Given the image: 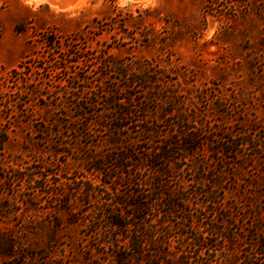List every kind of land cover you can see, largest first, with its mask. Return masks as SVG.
<instances>
[{
	"label": "rangeland",
	"instance_id": "obj_1",
	"mask_svg": "<svg viewBox=\"0 0 264 264\" xmlns=\"http://www.w3.org/2000/svg\"><path fill=\"white\" fill-rule=\"evenodd\" d=\"M50 1L62 9L38 0H0V94L5 85L11 86L12 70L25 72L11 89L14 104L6 114L0 95V131L5 129L7 114L12 124L0 152V264H95L87 254L85 228L69 225L63 214L54 213L35 182L37 168L43 164L59 171L50 152L51 139L44 144L36 139L41 119L54 118L50 107L56 97L65 99L62 112L70 116L76 114L77 104L90 97L102 108L100 97L107 87L126 85L116 69L124 70L130 82L140 77L141 68L152 83L140 86L152 90L144 93L137 85L130 92L145 101L157 97L156 109L173 110L176 107L169 103L183 100L188 117L202 120L207 132L230 137L256 128L250 131L255 143L258 136L264 137V0ZM92 129L95 141L106 134L98 127ZM62 141L60 150L69 154L60 157L68 163L63 171L80 170L81 161L73 158L85 153L83 139L69 134ZM245 154L249 155L248 148ZM203 162L208 174L185 177L219 179L225 201L235 204L238 199L240 206L225 217L231 215L232 229L249 238L246 235L253 233L258 217L264 225V199H259L258 215L249 205L252 186L264 178V149L258 158L245 156L233 167L207 156ZM168 180L171 188L183 187L190 208L211 189L207 181L197 185ZM233 180L236 187L229 184ZM194 189L201 194L192 196ZM93 215L101 213L94 209ZM55 218L61 224L58 228ZM207 218L206 222L222 220L218 213H207ZM235 239L240 245V239Z\"/></svg>",
	"mask_w": 264,
	"mask_h": 264
},
{
	"label": "trees",
	"instance_id": "obj_2",
	"mask_svg": "<svg viewBox=\"0 0 264 264\" xmlns=\"http://www.w3.org/2000/svg\"><path fill=\"white\" fill-rule=\"evenodd\" d=\"M139 70L140 77L127 82L126 72L116 69L115 73L126 85L107 87L100 97L104 98L100 103L102 108L90 97L85 103L77 104L76 114L70 116L62 112L66 108L65 99L61 96L54 99L50 107L54 118L41 119L43 124L36 130V139L43 144L51 139L50 152L59 171L52 172L47 164L37 168L39 178L35 182L41 195L51 201L54 213L65 216L67 224L85 228L87 254L94 257L95 264H264L263 219L258 217L260 223L256 220L253 233L246 235L249 238L239 236L229 222L233 217H225L226 212L240 207L238 199L235 204L225 201V188H221L219 179L185 177V174L192 177L191 173L198 176L209 173L204 167V156L215 162L228 161L231 167L245 156L249 160L258 158L264 149V137L258 136V144L255 143L250 131L256 128L230 137L207 132L202 120L197 122L196 118L188 117L183 100L177 105L169 103L176 109L180 106L178 110L156 109L157 97L145 101L130 92L137 85L152 83L150 76ZM22 74L25 72L12 70L11 86L5 85L0 94L5 114L14 104L11 89L16 88ZM141 89L144 93L152 90L144 86ZM10 119L7 114L5 125L9 128L4 125L5 129L0 131V152L7 143ZM80 119L82 122L77 124ZM92 127L100 128L99 132L106 133L105 136L93 140ZM69 134L83 139L86 149L79 158H73L81 161L76 172L63 171L68 163L60 161V157L69 155L60 150L64 145L62 140ZM239 137L243 139L240 141ZM246 148L249 155L245 154ZM16 171L13 174L17 177L19 171ZM168 178H176L181 184L184 180L197 185L207 181L211 189L203 192V200H197L194 208H190L183 187L171 188ZM261 183L264 186V178L249 193L253 197L249 205L254 207L256 215L262 210L259 199H264ZM229 184L236 187L237 182L233 180ZM66 185L71 189L61 192L56 189ZM219 189H223L220 195ZM191 193L201 194L197 189ZM83 206L87 208L82 209ZM94 209L101 215H93ZM207 213H218L222 220L206 222ZM54 223L57 228L61 225L56 218ZM174 230L176 236L171 237ZM236 237L242 246L236 243Z\"/></svg>",
	"mask_w": 264,
	"mask_h": 264
},
{
	"label": "bare ground",
	"instance_id": "obj_3",
	"mask_svg": "<svg viewBox=\"0 0 264 264\" xmlns=\"http://www.w3.org/2000/svg\"><path fill=\"white\" fill-rule=\"evenodd\" d=\"M38 1H44V2H48L49 4H51V6L56 9V10H60L62 8H60L59 6L55 5V4H52V2L50 0H38ZM47 4V3H46ZM71 6V5H70ZM66 7V6H65ZM64 8V7H63ZM68 8V6H67ZM65 10V9H64Z\"/></svg>",
	"mask_w": 264,
	"mask_h": 264
}]
</instances>
